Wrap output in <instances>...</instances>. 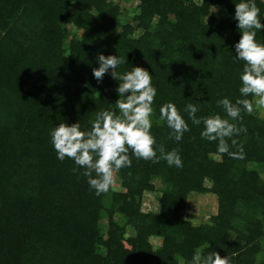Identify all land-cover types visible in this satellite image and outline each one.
Listing matches in <instances>:
<instances>
[{
    "label": "trees",
    "instance_id": "1",
    "mask_svg": "<svg viewBox=\"0 0 264 264\" xmlns=\"http://www.w3.org/2000/svg\"><path fill=\"white\" fill-rule=\"evenodd\" d=\"M138 2L126 13L111 0H0V264H191L198 247L231 264H264V119L242 112L232 121L247 128L234 137L245 158L233 159L184 112L199 102L198 118L226 117L217 101L241 98V0ZM255 2L264 23V0ZM256 39L264 42V31ZM99 54L126 58L120 75L135 66L152 75L151 132L166 151L180 149L183 167L138 160L130 150L120 189L98 196L83 168L73 172L74 160L57 158L50 133L78 121L88 131L97 113H118L119 81L111 70L102 81L93 75ZM168 102L189 124L179 142L160 120ZM155 181L158 209L147 210ZM191 194L216 196L217 214L193 224Z\"/></svg>",
    "mask_w": 264,
    "mask_h": 264
},
{
    "label": "clouds",
    "instance_id": "2",
    "mask_svg": "<svg viewBox=\"0 0 264 264\" xmlns=\"http://www.w3.org/2000/svg\"><path fill=\"white\" fill-rule=\"evenodd\" d=\"M260 8L255 0H241L235 4L234 19L240 39L234 45V59L243 61V72L240 76L241 98L233 103L224 97L217 101L226 117L214 114L207 117H197V103H189L184 112L193 125H204L200 135L209 142H217L219 154H227L233 159H244L243 144L234 137L247 133L242 124L237 126L232 121L243 119L241 113L251 115L254 105L264 108V42L256 39L257 31H264V23L260 19ZM99 67L93 69L94 78L102 81L111 70L113 79L119 81L116 89L119 99L116 101L117 111L104 110L97 113L91 122V129L81 130L80 122L71 125L60 123L50 133L57 158L63 161L66 157L74 160L78 166L73 172L83 168V176L96 195L107 193L116 184L117 174L121 169L131 167L132 159L159 163L165 160L167 164L177 168L183 167L179 148L166 151L163 144H157L152 134L153 104L157 89L152 85V75L143 67H132L122 75L117 73L119 65L127 63L126 58L116 55L97 56ZM253 97L249 99L248 97ZM160 120L166 122L171 132L169 139L179 142L186 132L190 131L189 124L173 102L160 107ZM231 140V144H229ZM230 149H236L231 151ZM159 153V155H158ZM235 255V254H234ZM191 264H231L229 256L222 257L219 252L205 253L203 247H198L192 256Z\"/></svg>",
    "mask_w": 264,
    "mask_h": 264
},
{
    "label": "rangeland",
    "instance_id": "3",
    "mask_svg": "<svg viewBox=\"0 0 264 264\" xmlns=\"http://www.w3.org/2000/svg\"><path fill=\"white\" fill-rule=\"evenodd\" d=\"M115 2H119L121 6L124 8L125 12L127 10H133L137 7L139 4L138 0H111ZM197 2H200L201 0H195ZM129 16V14H128ZM127 16V17H128ZM254 114H256L258 117L264 119V108H256L254 105ZM155 185L157 187V190L153 193H147L144 202H145V208L147 210L151 209L153 211H157L158 209V201H159V189H160V182L155 181ZM211 182L206 181V186L211 187ZM116 190H119V185L116 180V184L114 186ZM218 212V200L216 196L212 194H191L188 203H187V218L195 225H199L202 223H206L210 220V218L214 215H216ZM119 221V217L116 218ZM103 225H107V221L105 220L103 222ZM130 234H133L132 231H129ZM161 239H154L153 244H161Z\"/></svg>",
    "mask_w": 264,
    "mask_h": 264
}]
</instances>
